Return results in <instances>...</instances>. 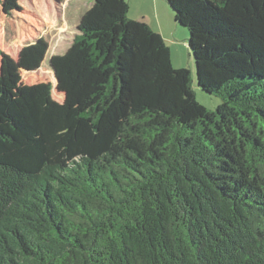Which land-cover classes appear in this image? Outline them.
<instances>
[{
    "label": "trees",
    "instance_id": "16d2710c",
    "mask_svg": "<svg viewBox=\"0 0 264 264\" xmlns=\"http://www.w3.org/2000/svg\"><path fill=\"white\" fill-rule=\"evenodd\" d=\"M88 1L49 63L65 104L0 77V264H264V0H165L216 110L125 2Z\"/></svg>",
    "mask_w": 264,
    "mask_h": 264
},
{
    "label": "rangeland",
    "instance_id": "374dc122",
    "mask_svg": "<svg viewBox=\"0 0 264 264\" xmlns=\"http://www.w3.org/2000/svg\"><path fill=\"white\" fill-rule=\"evenodd\" d=\"M159 1L169 12L170 8L165 0ZM33 3L44 15L46 11L55 14L57 9L59 14H56V20H54L55 27H46L50 30L47 34L43 27L45 24L48 26V21L44 20V16L40 17L32 13L33 10L29 6L20 7V11L13 12L5 23L0 25V77L8 91H22L26 87H33L39 91L50 87L52 98L59 104H65L64 95L58 88L56 75L49 63L52 56L62 55L70 47L74 35L78 33L77 25L89 6V1H70V5L63 11L66 14V20L61 18L62 9L59 5L55 8L53 2H46V0H35ZM147 4V7L151 8L149 1ZM135 11L134 8L128 10L129 19L133 15L137 17L138 14H134ZM147 13L149 14L150 11L147 10ZM38 17L42 19L44 26ZM178 35H180L177 38L178 41L170 42L173 68L187 67L192 73V88L196 101L208 110H216L220 105V100L215 96L205 94L196 85L194 61L188 54V31L185 28H178ZM76 107V105H69L70 109H76Z\"/></svg>",
    "mask_w": 264,
    "mask_h": 264
},
{
    "label": "crops",
    "instance_id": "0c3cea01",
    "mask_svg": "<svg viewBox=\"0 0 264 264\" xmlns=\"http://www.w3.org/2000/svg\"><path fill=\"white\" fill-rule=\"evenodd\" d=\"M35 0H29L27 2H24L22 4H20V7H24V6H29L32 11V13L37 14V16H44V20L48 21V26L42 21V19L40 20V23H43V28L45 30V32H50V30L46 29V27H55L54 26V20H56V14H59L57 9H56V13H52L49 11H46L45 15L44 13H40L38 11V8L34 5ZM53 2L55 5V8L57 7V5H59V8L62 9V14H61V18H65L66 14L65 12H63L68 5H70V1L72 0H65L63 3H57L54 0H46V2ZM119 2L123 1L125 2L130 9H135V13L134 14H138L137 17H133L131 18V20H137V21H143L145 22L146 25H148L153 31L158 32L159 35L162 36V39L164 40L165 44L170 48L171 51V44L170 42L174 41H178L177 38L180 36L178 35V27L175 25L176 23L174 22L173 19V15L172 13L168 12V10H165L166 8L160 3L159 0H118ZM149 1L151 3V8L147 7V2ZM72 4V3H71ZM74 6V4H72ZM90 6V4H89ZM89 6H87V8H89ZM169 9V8H168ZM147 10L150 11V13H147ZM28 11V10H27ZM140 14V15H139ZM140 16V17H138ZM10 16H6L0 7V25H2L3 23H5V21L9 18ZM66 20V18H65ZM52 29V28H51ZM169 43V44H168ZM171 57V55H170Z\"/></svg>",
    "mask_w": 264,
    "mask_h": 264
},
{
    "label": "water",
    "instance_id": "95a60500",
    "mask_svg": "<svg viewBox=\"0 0 264 264\" xmlns=\"http://www.w3.org/2000/svg\"><path fill=\"white\" fill-rule=\"evenodd\" d=\"M55 78V77H54ZM55 80H56V83H57V79L55 78Z\"/></svg>",
    "mask_w": 264,
    "mask_h": 264
}]
</instances>
